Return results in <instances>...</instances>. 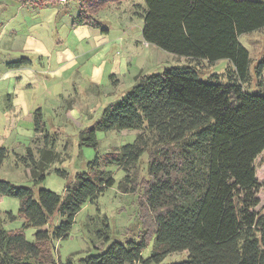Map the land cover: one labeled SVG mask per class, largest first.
Returning a JSON list of instances; mask_svg holds the SVG:
<instances>
[{"label": "trees", "instance_id": "trees-1", "mask_svg": "<svg viewBox=\"0 0 264 264\" xmlns=\"http://www.w3.org/2000/svg\"><path fill=\"white\" fill-rule=\"evenodd\" d=\"M143 1L141 36L146 43L194 61L226 59L230 68L207 78L191 65L139 73L128 92L105 106L82 144L96 147L97 131L141 133L103 158L95 156L87 171L76 173L74 182L71 177L63 194L0 180V196L19 202L17 214L6 212V219L24 220L14 231L3 228L0 220V264H62L54 259V240L66 238L82 205L113 185L112 172L102 169L110 165L125 172L122 192L140 193L145 213L139 212L140 218L149 220L140 240L114 241L88 256L87 264H264V203L257 208L256 196V158L264 150V88H245L252 74L260 80L264 55L252 65L239 40L264 28V0ZM83 4L90 11L92 5ZM83 16L78 22L106 31L95 11ZM40 124L37 110V131ZM39 153L35 160L28 151L35 183L46 178L47 166L56 158L50 150ZM144 153L146 176L134 183L129 169ZM7 155L0 147V166ZM55 172L67 176L63 170ZM56 216L61 220L54 225ZM28 227L37 229L34 242L25 239L23 229ZM152 236L153 249L144 258ZM182 251L187 252L185 260L163 263L167 255Z\"/></svg>", "mask_w": 264, "mask_h": 264}, {"label": "rangeland", "instance_id": "rangeland-1", "mask_svg": "<svg viewBox=\"0 0 264 264\" xmlns=\"http://www.w3.org/2000/svg\"><path fill=\"white\" fill-rule=\"evenodd\" d=\"M84 2L92 5L88 12L93 15L95 11V18L110 31L107 50L101 49L102 45L95 50L85 42H78L71 33L70 27L84 18V13L89 15ZM62 3L58 0L47 3L0 0V147L8 150L0 166V180L58 194L64 193L71 177L74 182L76 173L87 171V163L95 156L103 158L113 147L132 143L141 133L133 129L97 131L96 147L82 144L87 130L101 116L105 106L128 92L139 73L191 65L202 78H207L209 74L220 75L230 68L226 59L208 63L175 56L152 44L145 48L141 36L143 0H65ZM55 8L62 12L57 20L55 17L48 20ZM76 13L78 16L73 17ZM118 38L121 40L117 41ZM239 40L248 49L254 65L264 55V28L242 34ZM119 58L128 59L127 71L117 66ZM15 62L25 65L10 68L9 64ZM113 69L117 71L114 75ZM245 88L249 91L263 89L264 71L260 80L252 74ZM38 108L41 124L36 132L33 116ZM41 149L52 151L56 158L47 166L46 178L35 183L30 176L28 151L38 160ZM256 164L259 208L264 203V150L256 158ZM57 169L65 171L67 176L57 174ZM102 169L112 172L113 185L82 205L66 238L54 240V259L62 264L67 260L72 264H87L88 256L98 254L112 242L138 241L145 232L144 223L149 219L140 218L139 212L144 213L139 204L140 193L137 189L134 192L120 190L125 175L121 168L110 165ZM146 171L144 153L128 174L136 183L146 176ZM18 207L17 199L0 196V220L8 231L19 230L24 224L19 217L6 219L5 213L15 216ZM60 220L56 216L54 225ZM23 231L25 239L34 242L37 229L28 227ZM153 245L152 236L142 251L144 258L150 256ZM186 258V251L175 252L167 255L163 263Z\"/></svg>", "mask_w": 264, "mask_h": 264}, {"label": "crops", "instance_id": "crops-1", "mask_svg": "<svg viewBox=\"0 0 264 264\" xmlns=\"http://www.w3.org/2000/svg\"><path fill=\"white\" fill-rule=\"evenodd\" d=\"M61 12L62 11L58 10L57 8H55L54 10H51V12H50L51 15H49L47 17V19L48 20H51L52 18L55 17L54 19L57 20L56 18H58V16L60 15ZM77 13L75 15H73V17L78 16ZM70 15H72V14H70ZM141 27H142V25H141ZM70 28H71V33L73 34V36L76 38V40L78 42H81V43L82 42H85L86 45L93 46L95 48V50L97 49V47H99L101 45H102L101 46V49L107 50L108 49V46L110 45V43L107 42L110 31H109V29H107L105 27H104V29L106 31H102L101 29L96 28V27L92 26L91 24H85V23L78 22L77 24L72 25V27H70ZM14 32H17V31L14 30ZM125 37L126 36L123 35L122 36V40H124ZM120 40H121V38H118L117 39V41H120ZM149 45L150 44H148V43L146 45V42H145V45L144 46H145V48H147L146 46H149ZM146 52H148V51H146ZM122 58H124V55H123ZM122 58H119V60H117L118 61L117 62V66H121L122 69L124 67L123 70L127 71V65H128V63H126V62L128 61V59H125L124 61H122ZM115 63H116V61H115ZM123 63H125V65ZM115 73H117V71L115 69H113V75ZM14 94H15V96L18 95L17 93H14ZM37 110H39V113H40V108L35 109L34 110V116H35V113H36ZM40 115H41V113H40ZM34 116H33V121H34ZM34 130L36 132H38L40 130V128L37 131L36 130V127H34ZM37 139H38V137H37Z\"/></svg>", "mask_w": 264, "mask_h": 264}, {"label": "built area", "instance_id": "built-area-1", "mask_svg": "<svg viewBox=\"0 0 264 264\" xmlns=\"http://www.w3.org/2000/svg\"><path fill=\"white\" fill-rule=\"evenodd\" d=\"M59 1V3H62V2H64L65 0H58ZM63 4V3H62Z\"/></svg>", "mask_w": 264, "mask_h": 264}]
</instances>
